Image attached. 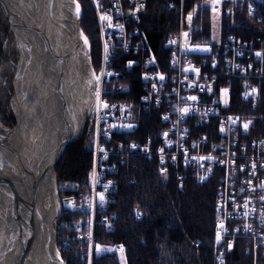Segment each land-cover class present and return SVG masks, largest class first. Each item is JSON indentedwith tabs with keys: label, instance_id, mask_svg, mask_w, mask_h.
Listing matches in <instances>:
<instances>
[{
	"label": "built area",
	"instance_id": "obj_1",
	"mask_svg": "<svg viewBox=\"0 0 264 264\" xmlns=\"http://www.w3.org/2000/svg\"><path fill=\"white\" fill-rule=\"evenodd\" d=\"M235 1L245 3L264 26V0H203L190 8L181 0L177 30L166 43L168 61L161 65L145 33L136 24L147 0H93L104 59L110 62L116 47L139 55L126 60L123 67L131 70L135 64L141 65L140 107L147 111L158 108L162 125L157 136L117 139L115 136L123 130L133 128V122H128V107L119 100L100 101L96 105L101 111L97 123L105 128L103 143L112 148L97 156L101 167L97 168L96 178L101 181L96 188L101 191L100 198L105 194L103 211L115 200L119 163L126 153L152 160L159 172L182 167L181 177L189 168L202 182L215 175L219 179L216 205L219 207L224 200L226 212L230 210L231 215L223 220L217 213V226H225L222 238L230 248L239 234L249 237L247 244L252 245L257 261L264 256V185L258 183L264 180V111L260 109L264 34L257 31L249 36L228 34L224 39L220 35L218 40L194 35L198 12L222 11L225 4ZM121 73L109 67L102 79L113 76L118 79ZM234 80L240 84L242 93L236 103L231 97ZM246 206L251 208L250 213L244 212ZM81 207L75 204L79 212L89 209ZM238 209L243 213H237ZM247 218L250 229L245 227ZM109 222L106 228L114 230V223Z\"/></svg>",
	"mask_w": 264,
	"mask_h": 264
},
{
	"label": "trees",
	"instance_id": "obj_2",
	"mask_svg": "<svg viewBox=\"0 0 264 264\" xmlns=\"http://www.w3.org/2000/svg\"><path fill=\"white\" fill-rule=\"evenodd\" d=\"M81 5L80 24L90 41V54L95 69L100 68L101 41L94 9L90 0H78ZM203 0H184L187 8ZM173 4L172 6H170ZM181 0H147L146 7L136 22L145 33L150 48L161 65L167 64L168 38L177 30ZM234 2L224 5L220 17V35L249 36L255 31L264 34V27L256 22L255 14L247 9L239 12ZM195 25L196 38L210 37L212 31L209 9L198 12ZM2 45L0 43V55ZM120 47H116L109 67L120 70L123 86L116 94H107L111 99L127 98L129 119L133 128L123 130L117 139H144L156 135L161 128L158 108L141 110L138 92L143 68L135 64L133 69H125L123 63L137 58ZM111 78L104 79L109 82ZM233 103L241 99L242 93L237 80L232 84ZM125 101V100H124ZM126 102V101H125ZM264 111V78L261 81V104ZM93 150L85 146V137L70 141L56 164L58 180L69 178L86 182L92 167ZM182 167L170 169L166 173L157 170L155 162L139 154L128 153L119 163L117 174L118 190L115 200L103 212L116 213L115 229L108 230L100 222L101 213L96 216L94 248L97 245H121L127 264H158L159 247L164 240L175 247L178 264H253V258L245 250V239L238 237L232 250L226 253L223 263L215 256L214 201L217 180L215 175L199 181L195 172L186 168L180 177ZM65 194V192H60ZM85 216L77 210L62 208L56 219V243L65 264H119L116 251H105L89 255V240L79 239L77 233L84 231V223L78 220ZM246 241V245H247ZM179 248V249H178Z\"/></svg>",
	"mask_w": 264,
	"mask_h": 264
},
{
	"label": "bare ground",
	"instance_id": "obj_3",
	"mask_svg": "<svg viewBox=\"0 0 264 264\" xmlns=\"http://www.w3.org/2000/svg\"><path fill=\"white\" fill-rule=\"evenodd\" d=\"M0 1L20 50L11 97L17 121L2 141L17 152L6 154L21 173L28 196L35 182V222L47 227L60 202L50 164L61 144L82 132L95 99L97 78L87 63V39L74 29L78 15L74 0ZM62 25L64 29L57 31ZM37 245L40 248L28 252L25 264H61L52 238Z\"/></svg>",
	"mask_w": 264,
	"mask_h": 264
},
{
	"label": "rangeland",
	"instance_id": "obj_4",
	"mask_svg": "<svg viewBox=\"0 0 264 264\" xmlns=\"http://www.w3.org/2000/svg\"><path fill=\"white\" fill-rule=\"evenodd\" d=\"M79 2V1H78ZM91 5L94 9V13L96 16V21L99 29V35H100V41H101V63H100V68L95 69L93 64V68L96 74V88H95V99L91 107V112L87 116L86 120V125L81 133V136L85 137V146L89 147L93 150V162H92V167L90 168L88 172V178L86 182L83 184L80 183V181L74 180V179H69V178H62L58 180L56 176V186L58 190V197L61 203V210L62 208H66L62 204V198L64 197H73L74 198V203L77 204L78 206L86 207L88 211H82V214H86L85 216L81 215L78 217V220H80L82 223H84V226L86 229L82 232L77 233V237L79 239H88L89 240V255L90 258L92 257V253H102L105 251H116L119 259V264H127V259L126 255L124 252V248L121 245H97L94 248V230H95V224H96V216L97 213H101L100 217V222L105 226L106 228V222L110 221L113 222L112 220L116 218V213L111 212V214L103 212L102 206L104 201V195L101 196L103 199L100 198L99 193L101 192L99 189L96 188V184L99 183L101 180L100 178H96L97 176V168L101 167V164L96 160L98 154L100 152H106L110 151L112 147L106 146L103 143V138H104V129L103 125H98L97 123V114L98 112H101L99 108L96 107V105L101 101H107L106 98L110 100H119L123 102L122 104H126L127 107H129V103L127 102V98H114L111 99L110 97L107 96V94H116L119 92V87H125L126 85L123 84L122 77L120 78H115L114 76L111 77L109 82H104V79H102V76L104 72L106 73L107 69L109 68V60L108 58L104 59L105 51L103 47V41H102V36H101V27L99 23V19L97 16V10L94 6L93 0H90ZM80 4V3H79ZM234 4L236 5V9L242 11L243 9H247L245 6V3L241 1H235ZM81 7V5H80ZM248 10V9H247ZM82 12V9H81ZM210 12V17H211V24H212V31L211 35L208 38H212L213 40H218L220 38V17H221V11L219 10H209ZM249 12V11H248ZM250 13V12H249ZM81 16L79 20V25L84 32V34L87 37V34L83 30L81 24ZM259 22V21H256ZM263 22H259L261 26ZM264 27V26H263ZM87 40L89 42L90 46V41L89 38L87 37ZM106 40V39H105ZM0 43L2 45L1 51H3V54L0 55V139L5 140L7 138V135L9 134V128H11L17 121L16 115L11 107V97L14 92V77L17 72V64L20 58V50L17 45V38L15 36L13 27H12V22L10 20V17L8 13L5 10V7L3 3L0 1ZM169 56V55H168ZM91 57V54H90ZM92 62V60H91ZM105 67V68H104ZM104 70V71H103ZM143 74V73H142ZM112 87V88H111ZM140 88V86H139ZM232 89V87H231ZM124 90V89H123ZM112 91V92H110ZM137 92L139 94V89H137ZM231 97H232V90H231ZM126 102H125V101ZM100 107H103V103H101ZM129 109V108H128ZM141 110H144L141 108ZM104 112V111H103ZM102 114V113H100ZM129 111L127 112V117H128V122L132 123V121L129 119ZM79 137V138H80ZM78 139V138H77ZM129 139V138H128ZM103 140V141H102ZM143 140V139H142ZM72 141V140H71ZM126 152V151H125ZM176 152V151H175ZM127 154V153H126ZM125 154V155H126ZM172 155H175L174 152H171ZM62 158V157H61ZM170 158V157H169ZM60 161V160H59ZM58 161V162H59ZM57 162V163H58ZM56 163V164H57ZM55 164V166H56ZM54 166V170H55ZM232 167V166H231ZM232 169V168H231ZM165 173V172H161ZM55 175H56V170H55ZM217 180V178H216ZM258 183L264 185V180L260 179ZM219 179L217 180V185H216V195H215V201H214V239H213V247H214V252L215 256L217 257V261L223 263L225 261V255L227 252L232 250L233 246L228 248L226 246V242L222 238L224 236V224L223 226L220 225V228L217 226V216L218 214L221 215V218L223 220H228V218L231 217L230 210L226 212V207H225V202L224 200L221 201V204L219 203V207L216 205L219 199L218 191H219ZM104 191V190H103ZM60 192H65V194H61ZM104 192H107L105 190ZM103 201V202H102ZM220 202V201H219ZM81 207V209H82ZM70 209V208H68ZM245 213H250L252 210L249 206H246L243 208ZM72 210V209H70ZM75 210V208H74ZM243 213L242 209H238L236 212ZM61 212V211H60ZM229 212V213H228ZM218 213V214H217ZM60 214V213H59ZM58 214V215H59ZM114 214V215H113ZM58 217V216H57ZM56 217V219H57ZM108 217V218H106ZM112 218V219H111ZM56 219L54 221V227L56 229ZM108 219V220H107ZM221 220V219H220ZM248 218L245 220V227L250 229V223L247 222ZM109 222V223H110ZM237 223V221H236ZM217 227V231H216ZM223 228V229H222ZM107 229V228H106ZM57 231V230H56ZM219 237V239H218ZM238 237H242L245 239V250L247 253H250L253 258V264H264V256H261V259L255 261L254 258V250L252 245L247 244L246 241H249V237H243L240 234L236 237V240ZM57 244V243H56ZM58 247V246H57ZM249 248L252 250L249 251ZM59 249V248H58ZM175 247L171 248L168 246L166 241H162L159 247L160 251V260L158 264H178V256L175 253ZM179 249V248H178Z\"/></svg>",
	"mask_w": 264,
	"mask_h": 264
},
{
	"label": "water",
	"instance_id": "obj_5",
	"mask_svg": "<svg viewBox=\"0 0 264 264\" xmlns=\"http://www.w3.org/2000/svg\"><path fill=\"white\" fill-rule=\"evenodd\" d=\"M74 1L78 6V15L74 18L75 21H73L74 29L76 32L79 30V32L84 34L79 25L81 7L78 0ZM51 15H53L52 12ZM61 16L64 18L63 15ZM62 28L64 29V25H62L61 28L59 27L57 31H61ZM87 43V63L92 70L93 75L96 76L91 62L88 40ZM56 56L58 57L57 53ZM52 60H54V58ZM85 125L86 122L83 130ZM81 133L70 139H66L61 144L57 157L50 164L53 169L55 164L61 159L67 144L71 140L79 138ZM7 151L11 152L13 155L17 154L15 149L0 139V264H25L24 258H26L28 252L30 251L31 253L33 248H36V250L40 248L37 244L42 239L44 243V238L45 242L51 238L53 239L55 249L58 252L59 261L61 264H65L56 244V229L54 227V221L61 211V203L59 201L57 202L58 209L53 217V223L50 221V225H46L47 227H43L44 224L37 225L35 219L38 199L35 182L30 180V182H32V187L31 193L28 196L23 190V187L25 186L23 182L25 181L21 178V173L13 167V162L9 155L6 154ZM55 193L58 195L56 185ZM57 195L56 199L59 198ZM62 204L64 207L72 210L75 208L73 197L62 198Z\"/></svg>",
	"mask_w": 264,
	"mask_h": 264
},
{
	"label": "snow or ice",
	"instance_id": "obj_6",
	"mask_svg": "<svg viewBox=\"0 0 264 264\" xmlns=\"http://www.w3.org/2000/svg\"><path fill=\"white\" fill-rule=\"evenodd\" d=\"M108 19H110V18H108ZM257 55H260L259 53H257ZM161 79H163V77H161ZM226 91V90H225ZM191 99H195V97H191ZM245 128H247V125H245ZM165 135H167V134H165ZM135 147V146H134ZM161 151H163V149H161ZM101 199H103L102 197H101ZM218 239H219V237H218Z\"/></svg>",
	"mask_w": 264,
	"mask_h": 264
}]
</instances>
